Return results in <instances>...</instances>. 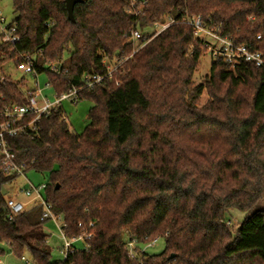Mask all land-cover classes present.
Wrapping results in <instances>:
<instances>
[{
	"label": "trees",
	"instance_id": "16d2710c",
	"mask_svg": "<svg viewBox=\"0 0 264 264\" xmlns=\"http://www.w3.org/2000/svg\"><path fill=\"white\" fill-rule=\"evenodd\" d=\"M136 2L131 10V0H83L72 22L65 0H13L9 29L20 41H0V124L35 90L1 72L22 53L35 57L37 74L45 71L56 93L80 89L76 102H93L81 133L69 128L61 105L36 130L9 139L25 172L47 173L44 198L62 215L65 235L91 236L84 249L53 261L43 207L9 220L2 191L18 176L0 169V255L27 253L32 264H264V69L232 68L217 57L195 85L205 45L185 21L200 16L264 52V0ZM134 28L144 45L130 55ZM114 56L123 61L112 75L85 86V75H105V59ZM46 59L61 70L44 67ZM204 91L209 98L197 107ZM232 208L247 213L235 231ZM124 235L135 244L163 237L165 248L131 257Z\"/></svg>",
	"mask_w": 264,
	"mask_h": 264
},
{
	"label": "built area",
	"instance_id": "2783aa9c",
	"mask_svg": "<svg viewBox=\"0 0 264 264\" xmlns=\"http://www.w3.org/2000/svg\"><path fill=\"white\" fill-rule=\"evenodd\" d=\"M137 0H131V10L135 7ZM185 21L194 28V35L201 39L204 42L205 50L210 52L212 60L217 57H222L227 63L230 64L232 68H236L242 64L253 65L256 68L264 69V52L262 51H253L250 50L246 45L237 44L228 36L222 35L218 28H211L204 24V21L200 16L188 17ZM173 22L172 19H168L163 24H156V28L153 31V36L157 35L165 28H167ZM13 25L11 23H6V18L0 12V41L8 42L11 44H16L20 41V36L13 33L14 26L12 30L9 29V26ZM130 39L134 42H139L144 39L143 32L134 28L130 32ZM144 44L139 45L137 48L133 49V53L138 51ZM20 62L17 65V68L24 72H33L37 75L36 66L34 64L35 57L28 54L22 53L19 55ZM129 56H127L128 58ZM125 58V59H127ZM123 61V60H122ZM118 61L113 67L109 66L108 71L105 75L100 74H87L84 77L85 86H92L95 83L101 82L106 76L110 77L113 71L122 63ZM46 67L54 72H59L61 66L56 64H51L46 62ZM49 85V84H48ZM80 89H73L69 93H56V100L50 101L48 98H45L41 94L40 89H35L34 91H29L27 96V102L24 105H15L11 108H7L4 112L6 121L0 124V169L6 176L24 175L23 165L16 162V156L13 152L9 139L11 137L17 136L21 133L29 132L30 130H36V123L40 118L51 111V109L61 106L65 100H71L76 102L77 93ZM64 118L66 115L64 114ZM45 187V185H44ZM40 188L28 187L24 188L21 191L27 196L36 192V197L38 201L36 205L43 207L42 219L53 220L56 224L60 218H63L62 215L56 214L52 205L44 198L42 194L39 193ZM6 206L8 209V219L13 220L18 214L26 211L28 209L27 203L19 200L18 198L11 197L6 198ZM57 226L60 228L61 236L64 240L62 247V252L65 257L68 252L73 249L74 241L79 239H86L91 236L90 233L69 239L63 230V227ZM130 255L135 257L134 249H136L135 243H129ZM28 264H32V261H28L22 256Z\"/></svg>",
	"mask_w": 264,
	"mask_h": 264
},
{
	"label": "rangeland",
	"instance_id": "374dc122",
	"mask_svg": "<svg viewBox=\"0 0 264 264\" xmlns=\"http://www.w3.org/2000/svg\"><path fill=\"white\" fill-rule=\"evenodd\" d=\"M0 12L6 18V23H11L17 18V13L13 8V0H0ZM149 29H145V31ZM152 30V29H151ZM139 42L133 43V49L139 46ZM133 51V50H132ZM130 53H123V57H127ZM70 57L69 52L64 53V63H68ZM119 57L114 56L113 58H106L105 62L109 66L113 67L116 65ZM43 60V58L41 59ZM121 59L120 61H122ZM212 56L210 52L203 51L200 58V62L197 68L196 73L193 77V82L195 85L201 83L205 80L209 68L211 65ZM46 62L50 63L49 59H46ZM67 65V64H66ZM46 67V66H44ZM2 74L8 76L14 81L22 82V87L24 89H40L43 97L48 98L50 101L56 100V91L52 85H48L49 78L45 71L38 73L37 75L33 72H24L17 68V65L14 61L6 62L2 67ZM208 94L206 91L202 93L199 100L197 101V107H202L206 104L208 100ZM93 105V102L88 99H83L79 102H73L71 100H65L62 103L63 110L66 115V120L69 124V128L77 133L83 132L85 127L90 122L89 109ZM48 182L47 173L38 172L35 170H29L24 173V175L18 176L16 180L12 183H9L6 186V198L15 197L19 200L27 203L28 206L32 207L36 205L38 201L36 197V192H33L32 195L27 196L21 190L28 187L40 188L39 193L44 196L45 190L44 185ZM247 213L245 211L232 208L229 210L227 217L231 220V228L235 231L238 229L244 220ZM57 224L63 227V218H60L57 221ZM53 220H49L44 224V230L49 234L48 244L52 254V260H62L65 258L64 253L62 252V247L64 240L61 236L60 228ZM124 241L129 243V238L127 235H124ZM74 246L77 249H84L86 246L84 239H79L74 241ZM136 250L134 249V254L139 255L141 252H144L148 255H155L161 253L165 248V238L160 237L151 243H137L135 244ZM24 257L26 260L31 261L30 256L25 253ZM0 264H28L25 260L15 256L14 254L6 251L5 254L0 255Z\"/></svg>",
	"mask_w": 264,
	"mask_h": 264
},
{
	"label": "water",
	"instance_id": "95a60500",
	"mask_svg": "<svg viewBox=\"0 0 264 264\" xmlns=\"http://www.w3.org/2000/svg\"><path fill=\"white\" fill-rule=\"evenodd\" d=\"M83 0H65V4H66V10H67V14H68V18L74 22L75 21V17H74V7L77 3L82 2ZM7 190L3 189L2 193L6 194Z\"/></svg>",
	"mask_w": 264,
	"mask_h": 264
},
{
	"label": "crops",
	"instance_id": "0c3cea01",
	"mask_svg": "<svg viewBox=\"0 0 264 264\" xmlns=\"http://www.w3.org/2000/svg\"><path fill=\"white\" fill-rule=\"evenodd\" d=\"M28 208H30V206H29ZM73 244H74V243H73Z\"/></svg>",
	"mask_w": 264,
	"mask_h": 264
}]
</instances>
